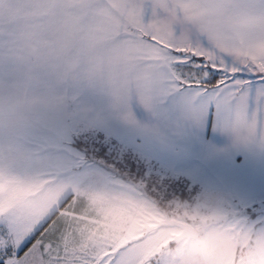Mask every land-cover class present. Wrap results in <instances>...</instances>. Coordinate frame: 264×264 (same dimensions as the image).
<instances>
[{
    "label": "snow or ice",
    "instance_id": "6c2138e0",
    "mask_svg": "<svg viewBox=\"0 0 264 264\" xmlns=\"http://www.w3.org/2000/svg\"><path fill=\"white\" fill-rule=\"evenodd\" d=\"M78 84L264 149V0H0V264H264V218L63 178Z\"/></svg>",
    "mask_w": 264,
    "mask_h": 264
},
{
    "label": "crops",
    "instance_id": "0c3cea01",
    "mask_svg": "<svg viewBox=\"0 0 264 264\" xmlns=\"http://www.w3.org/2000/svg\"><path fill=\"white\" fill-rule=\"evenodd\" d=\"M63 94L66 100L57 118L70 121L79 131L122 144L143 163L204 191L239 201L264 198V149L255 142H235L214 128L210 114L200 123L165 124L133 102L134 119L127 120V109L115 107L112 97L99 87L69 85ZM103 180L121 182L107 174Z\"/></svg>",
    "mask_w": 264,
    "mask_h": 264
},
{
    "label": "rangeland",
    "instance_id": "374dc122",
    "mask_svg": "<svg viewBox=\"0 0 264 264\" xmlns=\"http://www.w3.org/2000/svg\"><path fill=\"white\" fill-rule=\"evenodd\" d=\"M242 78L257 82L256 78L246 73L243 74ZM63 120L56 118L54 121L53 135L55 144L52 147L46 148V154L52 157L51 164L65 179H72L84 187L100 188L104 186L105 183L102 179L107 174L110 179H117L118 177L121 181L120 183L132 185L115 173L117 170L115 166L117 164L125 169H129V163H132L143 167L140 176L134 175L131 177H135L136 186L142 187L145 192L152 191L157 193L160 199H163L164 196L161 190L167 191L169 189V191H172L173 188L179 192H184L185 190L187 195H190L184 201L174 197L166 201L165 204L176 201L192 206L200 204L206 207H225L250 220L264 218V198L253 201H239L233 200L232 197L220 196L204 191L200 187L177 180L171 173L165 172L158 167H153L151 164L145 162L144 164L138 160V157H134L126 147H123L122 144L111 142L88 130L81 129L79 131L78 128L76 129L74 125L70 124V121ZM77 143H81V147L89 152V156H86L84 152L75 146ZM101 148H105L106 158L111 163L107 164L105 160L95 158L94 153H97ZM125 174L126 176L121 174L120 176L128 177L127 173ZM149 183L159 185L161 190H156L157 188L153 185L150 190L149 188L147 190L146 188Z\"/></svg>",
    "mask_w": 264,
    "mask_h": 264
},
{
    "label": "trees",
    "instance_id": "16d2710c",
    "mask_svg": "<svg viewBox=\"0 0 264 264\" xmlns=\"http://www.w3.org/2000/svg\"><path fill=\"white\" fill-rule=\"evenodd\" d=\"M77 148H79L82 152H84L85 154H86V156H89V152L88 151H86V150H84L81 146V143H77L76 145H75ZM85 148V147H84ZM106 151H105V148H101V150H98V152L97 153H94V156H95V158L96 159H102V160H105V162L107 163V164H109V163H111L109 160H108V158H106V153H105ZM116 168L115 169H117L116 170V172L115 173H117L118 174V176L120 177V178H123L124 180H126L127 182H129V183H131L132 185H134V186H136L137 185V183H136V179H135V177L134 178H132L131 176H140V173H142V171H143V167L142 166H137V165H135V164H130L129 163V169H125L124 167H122L121 165H119V164H117L116 166H115ZM139 171V172H138ZM114 173V174H115ZM125 173H127V175H128V177H122V176H120V174L121 175H123V176H126V174ZM125 174V175H124ZM116 175V174H115ZM152 185L155 187V188H157L156 190H161V188H160V186L159 185H154V184H152V183H149L148 185H147V190H148V188H149V190H150V188L152 187ZM182 190H184V188H182ZM161 192L162 193H164L163 195V199H160L159 198V195L157 194V193H154V192H146L147 194H149L150 196H152L154 199H157V200H159L160 202H162L163 204H165L166 203V201H169V200H171V199H173L174 197L175 198H180L181 200H186L189 196L187 195V193L185 192V190H184V192L183 191H177V190H174V188L172 189V191H169V189L167 190V191H163V190H161Z\"/></svg>",
    "mask_w": 264,
    "mask_h": 264
}]
</instances>
